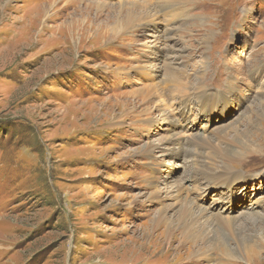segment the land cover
I'll use <instances>...</instances> for the list:
<instances>
[{
    "label": "rangeland",
    "instance_id": "rangeland-1",
    "mask_svg": "<svg viewBox=\"0 0 264 264\" xmlns=\"http://www.w3.org/2000/svg\"><path fill=\"white\" fill-rule=\"evenodd\" d=\"M66 1L0 10V264H264V0H120L158 15L113 38L118 0ZM169 68L187 85V132L161 117L182 93L161 83ZM152 82L162 96L135 95ZM179 187L218 239L233 227L238 259L144 238L160 210L175 223Z\"/></svg>",
    "mask_w": 264,
    "mask_h": 264
},
{
    "label": "bare ground",
    "instance_id": "bare-ground-1",
    "mask_svg": "<svg viewBox=\"0 0 264 264\" xmlns=\"http://www.w3.org/2000/svg\"><path fill=\"white\" fill-rule=\"evenodd\" d=\"M5 1L6 0H0V10L3 9V5H4ZM47 1H48V4H50V2L56 3L57 0H47ZM173 1L174 0L163 2L164 6L166 7L167 3L173 2ZM61 2H64V0H61ZM79 2H83L84 3L83 0H67L65 2L64 6H69V5H74V4L77 5V3H79ZM129 3L130 4L127 6L128 3H125V2H122V1L118 0V5H117L116 9H114V12L116 13V15L113 17V19H114L113 23H110L111 26H110L109 30L106 31L107 33H109V35L112 38L115 35L116 36L119 35L121 32L123 34L126 30H128L129 28H133L134 26L140 27L141 25H143L142 23L145 22L147 19L155 21V18H153V17L157 18L158 14L157 13L154 14V12H153L154 8H153V11L151 9V11L153 12L151 18L149 17V18L146 19V17H148V16L143 15V13L145 12V9L147 8L146 2H144L142 4V10H138L137 8H135L137 5H140V4H137V3H134V2H129ZM96 5L97 6H101L100 9H102L104 7H107L106 5H103V4L99 5V3H96ZM162 7H163V5H162ZM75 9H77V8H75ZM110 9H111V7H110ZM85 10H86V6L84 7L83 12H81V13L84 14ZM137 11H139V12H137ZM146 12H147V10H146ZM76 13H78V12H76ZM135 15H137V16L134 17ZM36 17L37 16L35 15V16H33V18H31L32 20H31V23H30L29 27H31V25L35 21ZM72 27L74 28V26H72ZM71 31H72V29H71ZM73 32H74V29H73ZM19 44H20V37L17 36V37L14 38V41H13V44H12L13 50L15 48H17ZM140 72L143 73V69L142 68H141ZM149 72H150L149 69L146 70V73H149ZM146 75H148V74H146ZM144 79H146V77H144ZM199 80H200V78L198 79V81ZM161 83H163V85H169L171 87V88L168 89V86H166L167 87L166 88L167 91L172 92V90L175 89L179 93L180 91L178 90V87H180L181 90H182V93L177 94L180 97L177 96V95H172L173 98H171L170 96L167 97V101L169 99L170 101L173 102L171 104V107H168V110H169L168 112L169 113L167 111H164L162 113V115H161V117H162V119L164 121H166L167 123H170V124H168L170 129H167V130L169 132L176 131V129H180V130H182L184 132L190 131L189 130L190 128L186 127L187 124H185L186 121L189 120V118H188V116L190 114L189 113V109H190L189 107L191 105L190 104L191 100L188 99L189 96H185L184 95V90H185V88L187 86L186 83L182 82L180 74L176 75L175 72H172L170 68L167 69L165 75H163V80H162ZM157 86H158V83H155V82H152L149 85H144V87H142L141 91L136 93L135 95H137L139 97H144V98L148 97V96H151L152 98H154L155 97L154 95L162 96L163 95L162 87H161V90H160L161 92L158 93L159 88ZM187 95H189V94H187ZM174 98H176V99H174ZM162 103H163V101H162ZM166 104H167V102H166ZM155 107L157 108V110H159V107L163 108L159 104H155ZM176 135H177V133H169L168 138H170V140H171V138L175 139ZM189 138H190V140H188V142H190V144L194 143V142H198L200 144V146H202V147H207V148L211 147L210 144L208 143L209 140H207V139L206 140H200L198 138V135L197 136L196 135H194V136L190 135ZM172 141L173 142L170 143V145H168V146L166 145L165 146V150H169L170 151L171 149H176L178 151L184 144L183 141H180V142L174 141V140H172ZM154 149L155 148H152L150 152H153ZM193 149H195V148H193ZM191 153H194V152H191ZM236 154H238V153H236ZM186 160H187V158H186ZM185 162L191 164L192 168L196 169V171H198V170L201 171V167L200 166H201L202 163H204L202 161H185ZM213 162H215V161H213ZM199 163H200V166H198ZM214 167H213L214 169H212V171H218V170L219 171L212 175V177L215 175V177L212 180L209 179L208 181H210V180L211 181H215V180H218V179H222L224 174L227 173L229 168H230L229 166L223 165V164L221 166H214ZM209 174H212V173L209 172ZM244 180L246 181L245 178H244ZM227 182H226V184H227ZM215 184L218 185V186H222L221 183H215ZM224 185H225V183H224ZM195 187H196V191L197 190L200 191V188H198V186H195ZM189 194H190L189 190H186L185 188L182 189V187H179L178 190L175 191V200L181 207L178 208V210H177L178 215L176 217L175 223H173V221H169V219L166 216V212L165 211L160 210L155 215L154 219H152L153 221H152V223H150L151 227L149 226V229H147L148 231H145L147 233L146 234L144 233V235H145L144 238H149L148 237V233H149L150 229L153 231V233L155 231H157L156 233H158V234L153 236L154 237V241H155L154 243L157 244V245L162 246L163 250L165 249V251H167V253L175 252L177 249L182 248L183 246L188 244L191 247V252L188 255L190 260L197 259V258H198V261H201V260H204V259H208L210 257V254L214 253L215 250H217L219 252L218 254H221L223 257H225L227 259L228 258L229 259H238L241 253L240 252L231 251V248H230L228 242L226 241V239L228 240V239H234L235 238V235L233 233V227L229 226L226 229L222 228L221 229V235H223L224 237L221 236L222 238L218 239L219 237H216L213 234L212 229H211V227L209 225L210 218L212 219L214 217L210 215V216H206L208 219H205L206 212H205L204 209H197V210L194 209L193 205H195L196 202L191 198V195L189 197ZM202 217L204 218V220L200 221L202 219ZM151 235H153V234L151 233ZM242 243L244 244V243H246V241H244L243 239L238 240L237 248L241 252H243V251L246 252V256L249 259L248 261L250 262V260L252 261V258L254 257V255H253L254 252L249 247L246 250L243 249L241 247ZM173 245L175 247H173ZM201 246H204L205 250L203 249V251H202L200 249ZM211 247H212V249H211Z\"/></svg>",
    "mask_w": 264,
    "mask_h": 264
}]
</instances>
